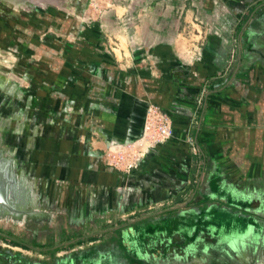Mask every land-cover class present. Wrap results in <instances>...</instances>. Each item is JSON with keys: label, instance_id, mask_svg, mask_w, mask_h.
Masks as SVG:
<instances>
[{"label": "crops", "instance_id": "obj_1", "mask_svg": "<svg viewBox=\"0 0 264 264\" xmlns=\"http://www.w3.org/2000/svg\"><path fill=\"white\" fill-rule=\"evenodd\" d=\"M131 1L120 41L108 9L0 72L9 200L59 224L57 249L86 246L73 264H264V0ZM150 102L173 136L114 166L106 150L142 134Z\"/></svg>", "mask_w": 264, "mask_h": 264}, {"label": "rangeland", "instance_id": "obj_2", "mask_svg": "<svg viewBox=\"0 0 264 264\" xmlns=\"http://www.w3.org/2000/svg\"><path fill=\"white\" fill-rule=\"evenodd\" d=\"M95 1L80 0L81 20H79L75 18L76 10L67 11L60 9L57 5H38L40 11L36 13L27 11V9L22 7L16 8L8 4L7 1L0 0V72H4V74L12 72L14 61L18 63L19 58L23 56L22 50H16L17 44L13 45V41L20 43L19 41L28 38L34 31L43 34L44 31L49 32L50 28L63 31L62 27L64 29L71 28L75 24L87 25L96 23L104 19L101 15L108 9L114 10L116 15L110 20L114 24L111 27L116 33L111 31L110 35L114 37L113 39L116 42L120 41V38L115 36V34L120 31L118 29L124 25V21L117 17L118 7L119 5H135V2L131 0ZM73 2L74 0H70V3L73 4ZM163 4V9H165L167 5L166 3ZM138 7L140 8L141 6L138 5ZM9 30L13 34L10 35ZM116 42H114V46H117ZM9 44H12V46H8ZM14 56H16L15 60ZM24 215L0 214V252L9 255V259L5 258L4 264H73L72 253L86 248L84 246L78 249H71L72 244H66L62 248L66 251H62L61 248L57 249L53 245L61 243L66 238L60 237L59 224L38 223L37 220L28 221ZM5 234L16 240V243L12 239H8ZM134 244H137V240L134 241ZM42 246L52 247L47 250H41Z\"/></svg>", "mask_w": 264, "mask_h": 264}, {"label": "built area", "instance_id": "obj_3", "mask_svg": "<svg viewBox=\"0 0 264 264\" xmlns=\"http://www.w3.org/2000/svg\"><path fill=\"white\" fill-rule=\"evenodd\" d=\"M236 51V48L232 49V57L235 56ZM201 100L202 97L199 98V102ZM173 134L174 121L172 115L161 105L150 102L146 109L142 134L134 140L106 150L107 160L118 168L130 170L146 156L152 147L168 140ZM189 140L194 152L199 153L197 140L193 137H190Z\"/></svg>", "mask_w": 264, "mask_h": 264}, {"label": "flooded vegetation", "instance_id": "obj_4", "mask_svg": "<svg viewBox=\"0 0 264 264\" xmlns=\"http://www.w3.org/2000/svg\"><path fill=\"white\" fill-rule=\"evenodd\" d=\"M5 1V0H4ZM60 2V1H59ZM51 3V2H50ZM50 3H48L47 4V6H50V5H57L58 6V3H54V2H52L51 4ZM61 3V2H60ZM38 5H42V4H40V3H34L33 5H32V7L30 8V9H27V11H33V12H39L40 10L38 9ZM79 7H77L75 10L78 12L79 11V9H78ZM26 9V8H25ZM29 29V28H28ZM40 31V30H39ZM9 34L11 35V34H13L12 33V31H10L9 30ZM44 34H46L47 35V32L46 31H44ZM50 37H51V35H49ZM48 37V36H47ZM46 39L45 38H42L41 37V34H39V32L37 31H34L32 34H30L29 36H28V38H25V40H21V41H19L20 43H17V42H14L13 40V45H15V44H17V49L16 50H22V55L23 56H21L20 57V59H19V66L18 67H21V58H23V57H26V56H31L32 54L30 53V52H32V53H34V52H36V50H37V48H39V45L41 44V42H43V41H45ZM11 41V42H12ZM12 44H9L8 46H12ZM23 47V48H22ZM41 57H42V55H41ZM19 73H21V74H23L24 72L22 71V70H20V68H18V70H17ZM14 185H16V183L14 182V183H12V190H10V197H15L16 198V196L18 195L19 196V198H20V200H21V194H17L18 192H17V190L15 189V186ZM13 189H14V193H13ZM16 191V192H15ZM10 199V198H9ZM9 202H10V205L11 206H9V205H7L6 203H4V202H2V201H0V214H7V213H11V214H17V215H19V216H22L23 214H24V209H22V208H18V207H15V201L13 202V201H11V200H9ZM17 203V202H16ZM1 233V232H0ZM4 234V233H3ZM6 235V237L8 238V239H12L13 240V238H11L8 234H5ZM5 258H7V259H9V255L7 254V253H2V252H0V259H1V263L0 264H4V262H5Z\"/></svg>", "mask_w": 264, "mask_h": 264}, {"label": "water", "instance_id": "obj_5", "mask_svg": "<svg viewBox=\"0 0 264 264\" xmlns=\"http://www.w3.org/2000/svg\"><path fill=\"white\" fill-rule=\"evenodd\" d=\"M14 182L13 178L9 176L8 169L5 164L0 162V201L10 205L8 194L10 189V184Z\"/></svg>", "mask_w": 264, "mask_h": 264}, {"label": "bare ground", "instance_id": "obj_6", "mask_svg": "<svg viewBox=\"0 0 264 264\" xmlns=\"http://www.w3.org/2000/svg\"><path fill=\"white\" fill-rule=\"evenodd\" d=\"M5 1H7V3L8 4H10V5H12V6H14V7H16V8H18V7H22V8H26V9H30L31 7H32V3L33 2H36V3H40V4H42V5H47L48 3H52V2H59V0H5ZM61 1V0H60ZM50 3V4H51ZM61 4V3H60ZM18 10V9H17ZM123 36V35H122ZM126 37H125V35L122 37V42H120L121 43V45H119V46H126V42H125V39ZM128 43V42H127ZM118 50V52H119V55H120V48H118L117 49ZM8 79V78H7ZM11 80V79H10ZM0 82L1 83H3L2 82V80H0ZM20 222V221H19ZM24 222V221H23Z\"/></svg>", "mask_w": 264, "mask_h": 264}, {"label": "trees", "instance_id": "obj_7", "mask_svg": "<svg viewBox=\"0 0 264 264\" xmlns=\"http://www.w3.org/2000/svg\"><path fill=\"white\" fill-rule=\"evenodd\" d=\"M13 241H14V243H16V240L13 239Z\"/></svg>", "mask_w": 264, "mask_h": 264}]
</instances>
